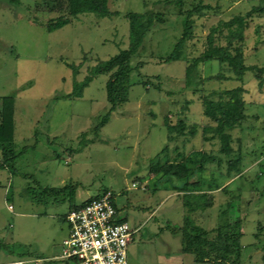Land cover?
Masks as SVG:
<instances>
[{"label": "rangeland", "instance_id": "rangeland-1", "mask_svg": "<svg viewBox=\"0 0 264 264\" xmlns=\"http://www.w3.org/2000/svg\"><path fill=\"white\" fill-rule=\"evenodd\" d=\"M192 1L197 0H185L184 8ZM204 3L208 7L196 13V29L184 41L180 59L166 62L185 30V14L167 0H110L111 17L84 14L52 32L28 16L44 21L57 16L54 0H0V97L13 96L18 108V156L14 167L0 168V264L62 253L70 207L62 188L71 184L78 186L77 200L114 192L122 219L137 229L128 250L130 264H155L163 238L173 234L168 226H182L188 214L209 230L227 219H242L243 264H264V81L254 72L240 81L219 61L200 63L191 81L187 78V67L205 51L212 26L264 6V0ZM131 12L156 21L132 58L136 69L129 100L112 113L101 139L82 147L80 134L110 107L109 74L97 75L81 97L66 95L97 63L129 47ZM248 22L244 62L264 66V12ZM240 85L246 89L248 118L232 132L234 148L241 146L243 172L221 179L219 189L204 190L213 195L212 207L190 212L183 194L158 164L151 169V162L168 144L170 158L179 161L195 151L219 153L220 138H212L205 126L204 98L217 99L216 92ZM3 155L0 147V159ZM220 170L227 171V164H210L203 174L205 188L212 173L221 177Z\"/></svg>", "mask_w": 264, "mask_h": 264}, {"label": "trees", "instance_id": "trees-1", "mask_svg": "<svg viewBox=\"0 0 264 264\" xmlns=\"http://www.w3.org/2000/svg\"><path fill=\"white\" fill-rule=\"evenodd\" d=\"M54 1L56 9L60 11L57 16L50 17L45 21L39 19L37 15L28 16L34 24L44 26L49 32L73 23L75 19L84 14H96L99 17H111L114 14L110 9V0ZM167 1L178 5L180 12L185 14L184 35L176 45L174 52L165 58L166 62H171L180 59L184 41L192 38L196 29V13L208 7V5L204 3V0H197L191 2L190 8H184L185 0ZM263 12L264 6H254L245 14L235 15L229 20H222L216 26H212L207 36L205 51L187 67V78L189 81L192 79L193 71L199 67L200 63L219 61L221 64L228 65L229 70L234 73L232 77L243 81L248 72H254L255 76L263 84L264 66L246 65L243 52L245 30L249 25L248 18L253 16L254 13ZM127 17L130 21L129 47L121 50L111 58L97 63L85 80L77 82L74 90L66 95L69 98L81 97L84 89L90 85L97 75L109 74L107 96L110 107L99 123L80 134L79 141L82 147L101 139V130L109 122L112 113L129 100L130 91L134 85L132 75L136 69L132 63V58L139 51L148 31L156 21L153 15L149 16L139 12H131L127 14ZM72 67L75 66L73 65ZM245 92V87L240 85L216 92L219 94L217 99L204 98V114L207 117L205 126L214 133L212 138H215V136L220 138L221 147L219 153L203 150L195 151L192 155L179 161L170 158V145L168 144L151 162V169L155 170V164H158L163 169L167 180L183 194V203L190 212H197L212 207L214 205L213 195L204 190L219 189L222 187L221 179L232 178L243 172L241 146L238 149L234 148L232 131L241 127L248 118L246 112L247 102L244 97ZM1 99L0 147H2L4 155L0 159V168H7L8 165L14 167L13 161L15 162L18 156L15 149L16 100L13 96H4ZM180 133L182 134V132ZM191 134L193 136L196 135L194 127ZM187 139L190 140V137ZM212 163H217L218 166L226 163L227 171L220 170L221 177H215L214 173H212L209 188H205L206 179L203 174ZM77 187V185L71 184L70 186H65L62 190H66L69 200L73 201ZM196 190L199 192L196 193ZM103 194H99L94 198L101 197ZM94 198H90L87 201ZM229 205L231 208L232 204L230 203ZM225 210L227 211V208ZM241 224L242 219L240 218L235 222L227 219L216 229L209 230L197 224L192 216L188 214L182 226L168 227L174 234L181 235L182 251L194 255L198 262L243 264L244 252L240 242L243 235Z\"/></svg>", "mask_w": 264, "mask_h": 264}, {"label": "built area", "instance_id": "built-area-1", "mask_svg": "<svg viewBox=\"0 0 264 264\" xmlns=\"http://www.w3.org/2000/svg\"><path fill=\"white\" fill-rule=\"evenodd\" d=\"M67 221L70 234L63 243L62 259L73 264H130L128 250L137 229L122 219L113 191L73 208ZM7 264L27 261L18 259Z\"/></svg>", "mask_w": 264, "mask_h": 264}, {"label": "crops", "instance_id": "crops-1", "mask_svg": "<svg viewBox=\"0 0 264 264\" xmlns=\"http://www.w3.org/2000/svg\"><path fill=\"white\" fill-rule=\"evenodd\" d=\"M2 97H0V102ZM1 109V105H0ZM18 108H16V114H17ZM17 117V115H16ZM78 190V189H77ZM76 190V195L73 201L70 200V207H69V212L72 210L74 207H79L83 203H85L89 198L83 199V200H77V193L78 191ZM11 208V206H10ZM12 209V208H11ZM70 234V229L68 232L67 237L64 238V241L69 237ZM135 241V239H134ZM134 241L130 244V246L134 243ZM163 245L164 249H161V253L159 257L155 260V264H200V263H205V264H210L208 262H198L196 261L194 255L193 258H189V253H184L182 251V237L180 234H169L168 236L163 238ZM129 246V250H130ZM144 253V251H143ZM146 254H148V251H145ZM61 255V254H60ZM60 255L52 256V257H47L45 259L43 258H26L22 259L27 261V264H53V261L59 260L62 262H65L66 264H73L71 261L64 260L60 257ZM192 255V254H191ZM18 260V259H14ZM12 261V260H10ZM8 261V262H10ZM7 262V263H8Z\"/></svg>", "mask_w": 264, "mask_h": 264}]
</instances>
